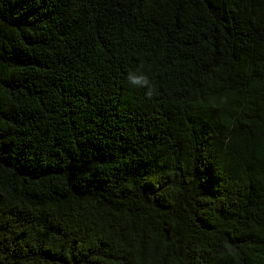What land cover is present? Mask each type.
I'll return each mask as SVG.
<instances>
[{"label": "trees", "instance_id": "16d2710c", "mask_svg": "<svg viewBox=\"0 0 264 264\" xmlns=\"http://www.w3.org/2000/svg\"><path fill=\"white\" fill-rule=\"evenodd\" d=\"M0 264H264V0H0Z\"/></svg>", "mask_w": 264, "mask_h": 264}, {"label": "clouds", "instance_id": "9594fccd", "mask_svg": "<svg viewBox=\"0 0 264 264\" xmlns=\"http://www.w3.org/2000/svg\"><path fill=\"white\" fill-rule=\"evenodd\" d=\"M133 83H137V84H140V83L147 84V80L134 79V80H133Z\"/></svg>", "mask_w": 264, "mask_h": 264}]
</instances>
